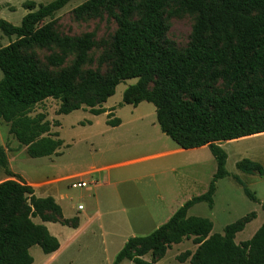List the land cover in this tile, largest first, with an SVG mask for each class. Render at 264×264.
I'll return each instance as SVG.
<instances>
[{
    "label": "trees",
    "instance_id": "obj_1",
    "mask_svg": "<svg viewBox=\"0 0 264 264\" xmlns=\"http://www.w3.org/2000/svg\"><path fill=\"white\" fill-rule=\"evenodd\" d=\"M71 1L53 0L40 6L18 26L0 19L2 35L15 38L0 48V121L9 125V133L26 148L29 158H48L62 141L50 135L44 115L30 116L36 105L52 99L62 103L60 115L84 106L97 117L106 112L101 104L113 96L118 84L136 80L124 92L123 104L153 105L160 132L184 151L208 147L216 171L204 194L185 202L151 234L129 238L113 264H153L143 258L148 254L162 258L173 245L191 238L198 245L193 264H264V223L250 240L236 244L235 236L248 219L228 225L221 235L211 234L210 220L188 216L195 205L211 208L216 182L228 176L227 155L217 144L264 134V0H82L76 13L105 11L118 25L113 39L116 63L106 80L92 71L81 77L93 47L91 34L61 37L52 22L42 24ZM169 3L177 6L175 14L195 16L190 43L182 52L158 43L165 31L162 12ZM50 46L61 52L48 58L53 67H61L68 54L75 55L71 66L55 77L21 53ZM219 79L231 84L233 91L205 101L197 91L208 93ZM184 94L190 99H183ZM118 125V119L107 122L111 128ZM7 164L0 148V168L10 177L0 183V264H33V247L44 255L60 247L58 239L33 220L56 224L62 210L52 197L37 198L32 187L8 171ZM236 169L263 175L262 166L247 159L238 162ZM245 195L254 201L247 191ZM261 208L264 212V205Z\"/></svg>",
    "mask_w": 264,
    "mask_h": 264
},
{
    "label": "rangeland",
    "instance_id": "obj_2",
    "mask_svg": "<svg viewBox=\"0 0 264 264\" xmlns=\"http://www.w3.org/2000/svg\"><path fill=\"white\" fill-rule=\"evenodd\" d=\"M51 1L0 0V19L18 26L26 14ZM81 3L82 0H72L42 24L52 22L54 32L61 37L78 38L91 34L93 47L81 67V77L92 71L109 79L116 63L113 39L117 22L105 11L97 15H79L75 9ZM176 10L174 3L164 8L165 31L158 43L163 48L172 47L182 52L190 43L195 16L183 12L175 14ZM14 40L0 32V48ZM21 53L33 57L38 68L54 77L70 67L75 59L72 53L67 55L61 67L49 65L50 56L61 55L54 46L23 49ZM135 83L136 80H129L118 84L113 89V96L101 104L106 112L97 117L84 106L69 115H60L62 103L52 99L36 105L30 116L44 115L50 124V135L62 141V146L48 158H29L26 148L9 133V125L0 121V148L5 153L8 171L32 187L37 198L52 197L62 210L56 224L33 220L35 224L46 226L59 244L64 245L52 260L39 247H33L30 254L34 264H113L129 238L151 234L168 221L170 213H174L159 203L160 197L183 189L194 198L207 190L216 171L209 149L163 156L162 153L178 147L160 132L153 105L146 102L137 106L123 104L124 92ZM232 91L231 84L219 79L208 93L197 92L206 101L214 95L225 97ZM182 97L190 99L189 94ZM116 119L119 121L116 128L107 126V122ZM217 145L227 155L225 169L228 176L216 182L213 206L195 205L188 216L210 220L213 224L211 234L221 235L228 225L248 219L244 230L235 236V243L240 244L250 240L264 223L261 208L264 205V134ZM244 159L260 164L263 175L238 171L236 164ZM9 179L0 168V183ZM73 184L78 185L73 187ZM245 191L254 201L245 195ZM89 220L94 225L101 222L99 232L93 233L98 226L83 227L86 231L81 239L65 245L69 232L65 227L77 229L79 224ZM100 236H104L107 243L104 250L97 239ZM197 249L198 245L191 238L173 245L162 258L148 254L143 260L153 264H193L192 256ZM121 264L132 263L124 261Z\"/></svg>",
    "mask_w": 264,
    "mask_h": 264
},
{
    "label": "crops",
    "instance_id": "obj_3",
    "mask_svg": "<svg viewBox=\"0 0 264 264\" xmlns=\"http://www.w3.org/2000/svg\"><path fill=\"white\" fill-rule=\"evenodd\" d=\"M116 128V127H115ZM204 148H208V147H203V148H201V149H204ZM197 150V149H196ZM191 151V150H190ZM186 151H184V150H182V149H180L179 147L178 148H176V149H172V150H170L169 152H166V153H162L163 154V156H168V155H173V154H181V153H185ZM156 155H158V154H156ZM156 155H154V156H156ZM160 155V154H159ZM153 156V157H154ZM158 158V156L157 157H155V158H152V159H157ZM151 159V160H152ZM124 166H126V165H124ZM119 167H122V166H119ZM116 168V167H115ZM206 192V191H205ZM204 192V193H205ZM203 194V193H202ZM190 198H192L191 196H189L185 191H183V189L182 190H177V193H174V192H172V193H169V194H166V196H164V197H160L159 198V203L161 204V205H164V207H165V209L166 210H174V211H172V212H176L181 206H182V204L183 203H185L187 200H189ZM174 213H170L171 214V216L174 214ZM170 216V215H169ZM168 218V217H167ZM97 223V225H94L93 223H91V220H89V221H84L82 224H79L78 225V227H77V229H72V228H68V227H65V228H67L68 229V231L69 232H67L68 233V240H67V242L65 243V245H71V244H73V243H75V242H77L79 239H81V235L86 231H83L82 230V228L83 227H85V228H90V227H95V226H98L99 228H97V229H95V230H93V233H97V232H99V230H100V223L101 222H96ZM45 225H47V224H45ZM46 227V226H45ZM96 228V227H95ZM99 229V230H98ZM89 232V234H91L92 233V231H88ZM99 235H102V233H99ZM97 239H99L100 241H99V243L101 244V247L103 248V250L106 248V246H107V243H106V241L104 240L105 239V237L104 236H100L99 238H97ZM64 245H62V244H60V247L59 248H61V247H63ZM60 250V249H59ZM58 253V252H57ZM56 252L54 253V254H52V255H49L48 256V259L49 260H52V256L53 255H55V254H57ZM54 259V258H53ZM33 264H34V260H33ZM45 264H49V262H46Z\"/></svg>",
    "mask_w": 264,
    "mask_h": 264
},
{
    "label": "built area",
    "instance_id": "obj_4",
    "mask_svg": "<svg viewBox=\"0 0 264 264\" xmlns=\"http://www.w3.org/2000/svg\"><path fill=\"white\" fill-rule=\"evenodd\" d=\"M77 185H78V184H77ZM77 185L73 184V187H77ZM79 187H81V186H79Z\"/></svg>",
    "mask_w": 264,
    "mask_h": 264
}]
</instances>
